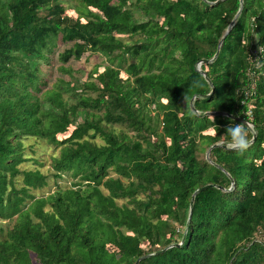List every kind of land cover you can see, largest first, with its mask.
<instances>
[{
  "label": "trees",
  "instance_id": "1",
  "mask_svg": "<svg viewBox=\"0 0 264 264\" xmlns=\"http://www.w3.org/2000/svg\"><path fill=\"white\" fill-rule=\"evenodd\" d=\"M217 1L0 0V264H264V0ZM205 112L255 141L228 150L238 122ZM24 138L68 182L28 208Z\"/></svg>",
  "mask_w": 264,
  "mask_h": 264
},
{
  "label": "rangeland",
  "instance_id": "2",
  "mask_svg": "<svg viewBox=\"0 0 264 264\" xmlns=\"http://www.w3.org/2000/svg\"><path fill=\"white\" fill-rule=\"evenodd\" d=\"M71 17H74L73 14H71ZM140 38L137 36V39ZM101 60L99 56L97 55H90L89 53H85L82 58L74 63L76 66V76L82 80L86 78L87 73L89 74H94L100 73L102 71V66H101ZM200 64H198L199 68ZM122 78L125 79V76L122 74ZM66 98L71 102V99L69 95H66ZM70 131V130H69ZM66 134H70V132ZM72 131V130H71ZM62 137L61 139H63ZM41 140H37L34 138H24L22 139V145H23V156L28 159L27 162H23L20 165H18V170H19V175L15 177L14 181V187L17 190H20L24 188V183H23V172H26L28 170H38L40 173L44 176H46V185L37 188V189H29L27 188V193L31 194L33 198H26L24 197L25 200H23L22 206H25L26 208L30 207L29 205L34 202V200L39 199L41 197H46L48 194L54 192L56 190V183H58L60 186L65 184H68L67 180H60L56 179L52 175V165H51V157L53 154H57L59 149L56 148L55 146L52 147V145H44L41 143ZM208 153V152H207ZM203 155V154H202ZM207 155V154H206ZM31 160V161H29ZM9 181L10 177L9 175L7 176V190L6 193L10 192V186H9ZM20 198H23L22 194H19ZM121 203V202H119ZM48 206H45L44 209H46ZM17 216H14L13 218L16 219ZM38 219H34V221H37ZM8 225V220L5 218L0 217V229L2 228L4 232H6V227ZM1 232V231H0ZM5 235V234H4ZM1 239V238H0ZM181 242L178 243L180 245ZM146 243H143L141 246L143 248L146 247Z\"/></svg>",
  "mask_w": 264,
  "mask_h": 264
},
{
  "label": "clouds",
  "instance_id": "3",
  "mask_svg": "<svg viewBox=\"0 0 264 264\" xmlns=\"http://www.w3.org/2000/svg\"><path fill=\"white\" fill-rule=\"evenodd\" d=\"M264 51V49H261ZM214 121V117L210 116ZM218 127L214 125L211 129L212 133L215 135ZM253 132L252 125L246 120L242 123H230L225 129V135L220 136L221 141H226L224 146L231 151L244 152L246 151L252 142L251 134Z\"/></svg>",
  "mask_w": 264,
  "mask_h": 264
},
{
  "label": "water",
  "instance_id": "4",
  "mask_svg": "<svg viewBox=\"0 0 264 264\" xmlns=\"http://www.w3.org/2000/svg\"><path fill=\"white\" fill-rule=\"evenodd\" d=\"M220 1H221V0H218L217 2H220ZM239 12H240V11H239ZM239 12H238L237 15L234 17L233 21L230 23V25H229V27L227 28V31H226L225 34H228L229 31H230V30L232 29V27L234 26V24H235V22H236V19H237L238 15H239ZM223 40H224V39H222V40L218 43V48H217V51H216L214 57H213L210 61H208V60L200 61V62H199L200 65H201V64L211 63V62H213V61L217 58ZM198 71L203 75V77L205 78V80H206V81L208 82V84L212 87L211 81H210L209 78L207 77L206 72H204V71H200V70H198ZM213 92H214V88L212 87V88H211V92H210L206 97H210V96L213 94ZM193 100H194V99H193ZM204 116H213V117H215V116H225V117H227V118H229V119H231V120H233V121H235V122H238V123L245 122V120H243V119H241V118H238V117H235V116L229 115V114H227V113H222V112H205V113H204ZM255 139H256V134L254 133L251 144L255 141ZM218 146H220V145H213L211 148L218 147ZM208 155H209V152L207 153L206 156L208 157ZM212 186H213V185H205V186H203V187L197 189V190L194 192V194L192 195L191 201H190V214H191V212H192V207H193V202H194L195 195L198 194V193H200V192H202V191H204V190H207L208 188H210V187H212ZM190 214H189V218H190ZM183 241H184V237L182 238L180 245L176 244V245H173V246H178V247H180V246L182 245ZM162 251H164V250H162ZM162 251L157 252V253H155V254H159V253H161ZM155 254H153V255H155ZM149 256H152V255H147V256H145V258H146V257H149ZM139 260H140V259H139ZM139 260H137L135 264H138Z\"/></svg>",
  "mask_w": 264,
  "mask_h": 264
}]
</instances>
